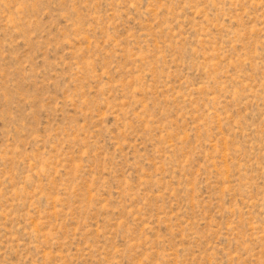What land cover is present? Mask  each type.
<instances>
[{
    "label": "rangeland",
    "instance_id": "rangeland-1",
    "mask_svg": "<svg viewBox=\"0 0 264 264\" xmlns=\"http://www.w3.org/2000/svg\"><path fill=\"white\" fill-rule=\"evenodd\" d=\"M0 264H264V0H0Z\"/></svg>",
    "mask_w": 264,
    "mask_h": 264
}]
</instances>
